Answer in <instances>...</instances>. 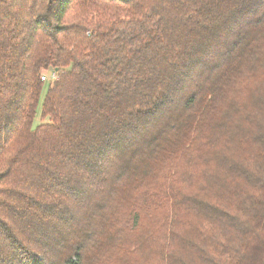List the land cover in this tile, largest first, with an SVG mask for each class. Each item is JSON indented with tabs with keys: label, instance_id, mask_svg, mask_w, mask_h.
Wrapping results in <instances>:
<instances>
[{
	"label": "trees",
	"instance_id": "1",
	"mask_svg": "<svg viewBox=\"0 0 264 264\" xmlns=\"http://www.w3.org/2000/svg\"><path fill=\"white\" fill-rule=\"evenodd\" d=\"M0 264H264V0H0Z\"/></svg>",
	"mask_w": 264,
	"mask_h": 264
},
{
	"label": "built area",
	"instance_id": "2",
	"mask_svg": "<svg viewBox=\"0 0 264 264\" xmlns=\"http://www.w3.org/2000/svg\"><path fill=\"white\" fill-rule=\"evenodd\" d=\"M47 77H48L49 79H53V80L58 79V76H57L56 73L44 74V75L42 76V79L45 80V79H47Z\"/></svg>",
	"mask_w": 264,
	"mask_h": 264
},
{
	"label": "rangeland",
	"instance_id": "3",
	"mask_svg": "<svg viewBox=\"0 0 264 264\" xmlns=\"http://www.w3.org/2000/svg\"><path fill=\"white\" fill-rule=\"evenodd\" d=\"M46 90H47V87L44 88V91H43V94H42V99H43V97L45 95ZM39 119H40V117H39V114H38V116L36 117V120H35V125H37L39 123Z\"/></svg>",
	"mask_w": 264,
	"mask_h": 264
}]
</instances>
